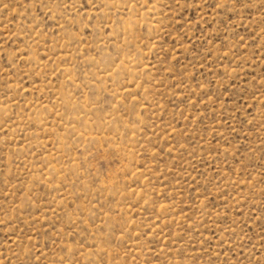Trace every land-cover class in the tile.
Masks as SVG:
<instances>
[{
    "label": "rangeland",
    "instance_id": "obj_1",
    "mask_svg": "<svg viewBox=\"0 0 264 264\" xmlns=\"http://www.w3.org/2000/svg\"><path fill=\"white\" fill-rule=\"evenodd\" d=\"M0 264H264V0H0Z\"/></svg>",
    "mask_w": 264,
    "mask_h": 264
}]
</instances>
